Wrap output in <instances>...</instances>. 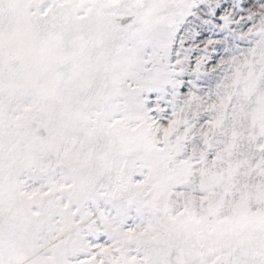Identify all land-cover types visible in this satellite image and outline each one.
Returning <instances> with one entry per match:
<instances>
[{
	"label": "snow or ice",
	"instance_id": "1",
	"mask_svg": "<svg viewBox=\"0 0 264 264\" xmlns=\"http://www.w3.org/2000/svg\"><path fill=\"white\" fill-rule=\"evenodd\" d=\"M0 264H264V0H0Z\"/></svg>",
	"mask_w": 264,
	"mask_h": 264
}]
</instances>
